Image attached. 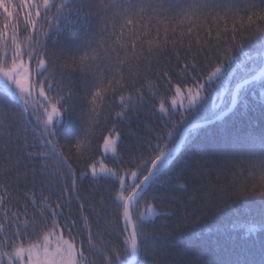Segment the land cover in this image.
Listing matches in <instances>:
<instances>
[{"label": "snow or ice", "instance_id": "1", "mask_svg": "<svg viewBox=\"0 0 264 264\" xmlns=\"http://www.w3.org/2000/svg\"><path fill=\"white\" fill-rule=\"evenodd\" d=\"M261 80L264 0H0V264H264V241L258 260L178 242L238 202L258 201L248 231L264 227ZM197 128L212 135L188 151ZM97 132L112 167L91 155ZM89 174L109 187L84 195Z\"/></svg>", "mask_w": 264, "mask_h": 264}, {"label": "trees", "instance_id": "2", "mask_svg": "<svg viewBox=\"0 0 264 264\" xmlns=\"http://www.w3.org/2000/svg\"><path fill=\"white\" fill-rule=\"evenodd\" d=\"M14 2H19V0H14ZM245 75V71L238 69L234 77L228 82L227 88L220 86L217 89V95L213 97L208 104V112H212L213 104L220 106L221 110L228 107L231 104L232 92L237 83L240 82L241 78ZM264 80L256 81L253 88L248 90L247 98L249 103L255 106V110L250 112L249 115L252 117V125L258 130L260 126V121L258 119L260 115L259 105L264 103V96L261 92L264 88L261 84ZM243 91V90H242ZM239 108V105H237ZM118 110V109H117ZM206 115L201 113L195 119H190V123L198 124L203 123L202 117ZM173 119H178L174 117ZM135 120V117H133ZM116 131L120 132V140L118 141L120 156L127 158L129 152V146L133 143L134 137L129 135V127L127 122L116 121ZM112 122H108L107 127H111ZM135 127V124H133ZM216 125H213L212 131H215ZM237 127H239V122H237ZM212 131L205 132L202 129H196L190 131V135L186 140L187 150L191 151L196 146H203L207 139L212 135ZM106 134V133H105ZM100 133L97 132V140L94 141L91 155L97 161H103L109 167H112L113 160L112 154H104L100 144L102 143L98 137ZM63 143V141H61ZM186 149L182 146L181 152ZM180 156V153L179 155ZM99 170V168H98ZM81 185V192L84 195H88L89 190L96 193H102L104 189L109 187L108 182L104 179L93 180L91 175L85 178L83 181H78ZM47 194V193H46ZM56 197L53 196V199ZM97 200L100 196L97 195ZM145 201L142 200L141 204ZM147 202H151L150 200ZM258 201H250L247 205L238 202L235 211L229 213L222 217H211L203 220L198 224L192 225L187 229L186 239L179 240L178 242L184 247L188 248L194 254L208 258H212L214 255L219 254L223 249H227L239 255L241 260L245 259H259L260 244L264 241V227H260L259 224L256 225L257 230L254 232L248 231L249 226L258 217L256 215V209L258 207ZM109 204H104V208H108ZM196 205H191L189 211L195 209ZM86 215L93 216L89 210H85ZM72 215H78L76 210V204H73ZM168 222L165 219L158 220L157 223ZM121 223H123L121 221ZM103 229H101L102 231ZM233 258H236L233 256Z\"/></svg>", "mask_w": 264, "mask_h": 264}, {"label": "water", "instance_id": "3", "mask_svg": "<svg viewBox=\"0 0 264 264\" xmlns=\"http://www.w3.org/2000/svg\"><path fill=\"white\" fill-rule=\"evenodd\" d=\"M235 89V88H234ZM198 124H202V123H198ZM198 129V128H197ZM193 130H196V129H190V131H193ZM182 149V148H181ZM180 152L177 153V156L179 155Z\"/></svg>", "mask_w": 264, "mask_h": 264}]
</instances>
